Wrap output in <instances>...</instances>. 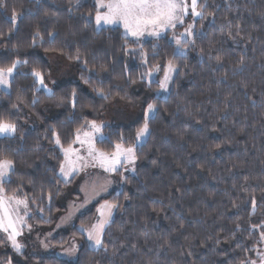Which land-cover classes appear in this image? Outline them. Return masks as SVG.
Segmentation results:
<instances>
[{"label":"trees","instance_id":"16d2710c","mask_svg":"<svg viewBox=\"0 0 264 264\" xmlns=\"http://www.w3.org/2000/svg\"><path fill=\"white\" fill-rule=\"evenodd\" d=\"M201 3L213 15L195 20V44L174 55L167 35L137 45L125 41L120 27L97 30L93 0H2L0 66L27 62L0 89V119L17 125L14 136L0 137V154L15 161L4 187L27 196L32 228L55 222L59 198L72 184L59 175L64 157L56 135L68 146L77 128L114 102L153 103L156 111L136 149L135 171L123 178L120 191L99 199L51 240H78L73 261L4 251L1 262L250 264L264 251V228L253 227L264 226V0ZM48 55L68 64L51 94L38 89L32 75L36 69L48 79ZM168 60L177 70L170 91L160 96L158 81L146 78L157 66L160 77ZM142 124L140 116L128 125L104 126L96 147L110 152L121 136L126 146L135 144ZM100 202L118 207L104 231L106 251H93L79 227L94 223Z\"/></svg>","mask_w":264,"mask_h":264},{"label":"snow or ice","instance_id":"6c2138e0","mask_svg":"<svg viewBox=\"0 0 264 264\" xmlns=\"http://www.w3.org/2000/svg\"><path fill=\"white\" fill-rule=\"evenodd\" d=\"M0 3H2V0H0ZM80 6L79 4L77 5V7ZM93 7L95 9L94 21L97 30H101L105 26L120 25L124 29L123 36L125 41L131 37L133 43H139L140 38L145 35L159 38L168 30H174L177 25H182L184 18L189 15L200 19H204L206 15H213L211 12H206V3H201V0H93ZM91 15L89 13V17ZM12 20L13 22L16 20L15 13L12 16ZM193 28L194 25L189 24L179 36L174 34L173 38L180 55L184 54L185 45L195 44L194 39H189L194 36ZM240 30V26L236 25L237 36H239ZM229 35H232L231 31H229ZM129 51L135 50L130 49ZM140 55L143 61L147 63V54L141 50ZM76 58L79 59V54H77ZM217 62H220L219 58H217ZM21 63L27 62L16 60L9 66H0V88L7 89L10 86L18 65ZM156 70H160L159 66H157ZM176 70L173 60H168L164 68V78L160 81L161 89L167 90L171 75ZM32 75L41 87H46L41 71L33 69ZM48 91L51 94V90L49 89ZM97 91L103 95L101 90L97 89ZM72 95L75 97V92ZM104 98L107 99L106 96ZM155 111V104L148 103L143 113V124L135 133V144L126 146V142L121 136L120 142L114 143L110 152L96 147L97 138L103 141L104 136L103 125L95 121L87 122L86 125L77 128L74 140L67 148L62 145L59 136L56 135L55 143L61 147L64 153V162L60 165L61 176L67 181L70 176L89 166H99L107 173H119L122 168L135 171L136 149L140 141L149 134V121ZM85 128L87 130H84ZM16 131L17 125L14 122L8 119H0V137H12L16 134ZM77 144L79 147L73 146ZM216 147L219 148L220 146L216 145ZM82 150L84 154H82ZM14 170L15 161L6 155L0 154V232L6 234L7 241L19 253L23 245L18 241V237L22 235L25 227L31 230V225L27 223V220L31 218V210L27 196H22L18 190L8 194L7 189L4 187V182L10 178ZM48 199L51 201V193L48 194ZM32 203H35V201L33 200ZM252 206L255 209V198L252 199ZM116 207H118L116 203L105 202L97 209L99 217L96 223L92 224L90 228L81 226L80 231L82 234H86V239L93 251H99L100 249L106 251L103 235L105 228L111 222L112 209ZM253 227L264 228V226L257 225ZM260 237L264 240V230L260 232ZM76 251L77 248L74 244L68 249L70 254ZM250 264H257V262L251 261ZM259 264H264V255H262Z\"/></svg>","mask_w":264,"mask_h":264},{"label":"rangeland","instance_id":"374dc122","mask_svg":"<svg viewBox=\"0 0 264 264\" xmlns=\"http://www.w3.org/2000/svg\"><path fill=\"white\" fill-rule=\"evenodd\" d=\"M85 0H79V3H83ZM191 17V15L184 18V23L182 25H177V27L173 30L170 29L167 32L163 33L160 37L167 35L169 41L174 45L175 53H178L177 46L174 41V34L179 36L180 33L184 32L185 28L189 24H193V32L195 33V20L197 19ZM105 27H120L122 32L124 33V29L120 25L113 26H105ZM97 28V27H96ZM132 40L131 37H129ZM152 39H157L156 37L145 35L140 38V42L136 43L137 45H141L144 42H147ZM193 39V37L189 38ZM186 46L184 47V54L186 53ZM48 59L51 62L52 73L49 75L48 79L44 82L46 87H41V85L37 82L38 89H43L46 92L51 89V86L58 83L59 81H63L66 76L68 70V64L62 58L58 56H50L48 55ZM150 71L151 75H147L146 81L157 80L159 83V87L156 90V94L160 96H166L171 89L172 80L175 76V72L172 73L171 79L167 84V90L160 88V81L164 78V71L161 73V76L156 78L155 75L158 73L157 70L152 69ZM64 75V76H63ZM2 90H6L5 88H0ZM140 104L130 105L122 102H114L107 106L102 112L100 117L97 120H93L98 124L104 126H112V125H128L135 122L139 119L140 116H143L144 109ZM153 114V113H152ZM84 130H87L86 128ZM147 137V136H146ZM144 137L140 144L143 143L146 139ZM99 139V138H97ZM136 143V141H135ZM139 144V145H140ZM74 147H79V145H73ZM66 146L65 148H67ZM62 151V149H61ZM63 157L64 153L62 151ZM82 154L83 150H82ZM74 159V157H73ZM64 162V160H63ZM135 167V166H134ZM122 173V175H121ZM134 171L120 169L119 173H107L104 172L99 166L92 167L89 166L87 168L81 169L73 176H70L67 181H65L64 177L61 176L60 171L59 175L64 182H68L74 178L73 183L64 191V193L59 198V204L62 207V210L57 214L55 222L51 226L47 227H31L29 230L27 227L23 229V233L18 237V241L23 245L22 251H28L32 254H40V255H48L59 257L68 261H73L76 257V253H69L68 249L73 244L78 248L80 242L76 239L68 241L66 245H59L56 243H52L51 240L54 239L57 235L66 232L74 222L75 218L85 211L91 209L92 205L97 202L102 197L106 196L108 193L115 191L118 192L121 189L122 179L126 175L133 174ZM105 204V202H100L96 206V218L94 223H96L99 213L97 209L101 207V205ZM112 217V215H111ZM111 219V218H110ZM93 223V224H94ZM91 227V226H90ZM89 227V228H90ZM81 227H79V230ZM89 243V242H88ZM90 244V243H89ZM47 245V247H45ZM4 251H15L17 252L11 245L9 241L6 239V234L0 232V253ZM262 255H264V251L259 252L257 254V264H259ZM0 264H9V262H1Z\"/></svg>","mask_w":264,"mask_h":264},{"label":"crops","instance_id":"0c3cea01","mask_svg":"<svg viewBox=\"0 0 264 264\" xmlns=\"http://www.w3.org/2000/svg\"><path fill=\"white\" fill-rule=\"evenodd\" d=\"M64 160V159H63ZM60 171V170H59ZM123 180V179H122ZM73 181H74V178L73 179H71L70 181H68V182H72L73 183ZM113 211H114V209H112V214H113ZM85 237H86V234H85ZM89 246H90V244H89Z\"/></svg>","mask_w":264,"mask_h":264}]
</instances>
